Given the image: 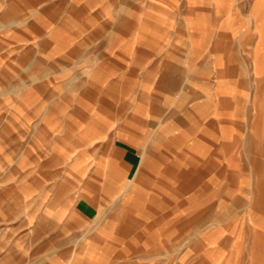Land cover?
I'll return each mask as SVG.
<instances>
[{
	"label": "crops",
	"instance_id": "0c3cea01",
	"mask_svg": "<svg viewBox=\"0 0 264 264\" xmlns=\"http://www.w3.org/2000/svg\"><path fill=\"white\" fill-rule=\"evenodd\" d=\"M260 221L264 0H0V264H230Z\"/></svg>",
	"mask_w": 264,
	"mask_h": 264
},
{
	"label": "rangeland",
	"instance_id": "374dc122",
	"mask_svg": "<svg viewBox=\"0 0 264 264\" xmlns=\"http://www.w3.org/2000/svg\"><path fill=\"white\" fill-rule=\"evenodd\" d=\"M259 231L260 233H264V221L259 222ZM243 247L247 248V246H243ZM251 247L259 248V250L236 251V252L227 253L228 263L230 264H264V237H263V241L259 242V245L251 246Z\"/></svg>",
	"mask_w": 264,
	"mask_h": 264
}]
</instances>
